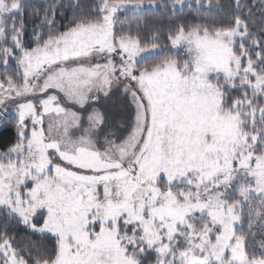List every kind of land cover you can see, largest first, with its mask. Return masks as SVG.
<instances>
[{
  "label": "snow or ice",
  "instance_id": "obj_1",
  "mask_svg": "<svg viewBox=\"0 0 264 264\" xmlns=\"http://www.w3.org/2000/svg\"><path fill=\"white\" fill-rule=\"evenodd\" d=\"M195 5L0 0V264H264V0Z\"/></svg>",
  "mask_w": 264,
  "mask_h": 264
},
{
  "label": "trees",
  "instance_id": "obj_2",
  "mask_svg": "<svg viewBox=\"0 0 264 264\" xmlns=\"http://www.w3.org/2000/svg\"><path fill=\"white\" fill-rule=\"evenodd\" d=\"M35 2H39V0H35ZM83 2L88 3L90 2V0H83ZM145 2H147V0H145ZM157 2L158 3H170V0H157ZM202 2L206 3L207 0H202ZM212 2L215 3L216 0H212ZM230 2L231 0H221V3H223L225 6H227ZM248 2L251 3L252 0H248ZM257 3H258V0H257ZM188 4H191L193 9L196 7L195 0H185V7L183 11H178L176 13V17L181 18V19L196 21L197 19H199V17H197L196 13L193 10L187 7ZM254 10L257 12V15H259L260 8L255 7ZM170 11H171L170 8L169 9L159 8V9H156L154 13L149 12L148 16L151 19H153V21L163 22L167 24L168 16L166 13ZM203 11L204 9H201V12ZM213 12H215V9L213 10ZM161 13H165V14L161 15ZM127 15L131 16V15H134V13L129 12ZM70 18H71V11L68 9H65L63 12H58L57 17H56L57 25L63 26L64 24L67 23L68 19ZM25 20H26V26H27V30L24 36L25 43L28 44V46H34L29 43L32 40L31 33H32V28L34 26V21L32 20L31 17H28L27 15L25 16ZM133 27H135V23H133ZM14 67H15V64L14 62H12V65L9 71L11 72L12 68ZM2 72H3V69L0 68V73ZM13 123H14L13 117H9L7 121L3 123L2 128L0 129V146H6L7 143H9L12 139H14V135H13L14 129L12 127ZM0 230H2V228H0ZM9 234L10 235L14 234L16 236L17 242H19L25 236V233L23 231H17L13 233L10 230Z\"/></svg>",
  "mask_w": 264,
  "mask_h": 264
},
{
  "label": "rangeland",
  "instance_id": "obj_3",
  "mask_svg": "<svg viewBox=\"0 0 264 264\" xmlns=\"http://www.w3.org/2000/svg\"><path fill=\"white\" fill-rule=\"evenodd\" d=\"M9 108L10 111L7 113L4 112L3 108H0V129L2 128L3 123L6 122L9 117H13L15 119L12 106L10 105Z\"/></svg>",
  "mask_w": 264,
  "mask_h": 264
}]
</instances>
